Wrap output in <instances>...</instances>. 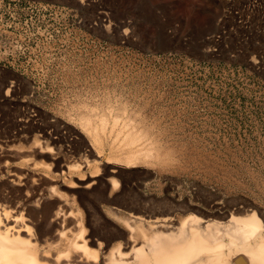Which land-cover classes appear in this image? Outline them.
<instances>
[{
	"label": "rangeland",
	"instance_id": "374dc122",
	"mask_svg": "<svg viewBox=\"0 0 264 264\" xmlns=\"http://www.w3.org/2000/svg\"><path fill=\"white\" fill-rule=\"evenodd\" d=\"M82 1L0 0V143L22 148V157L3 156L4 193L22 194L9 183L14 170L41 174V188L58 189L47 208L66 210L68 227L86 231L99 256L119 245L131 255L127 220L136 215L185 225L187 253L212 245L204 234L186 243L200 223L255 221L264 236V0H154L182 20L180 53L141 52L77 22ZM108 1L144 18L140 48L148 32L156 48H176L172 22L148 0ZM238 254L226 264H239Z\"/></svg>",
	"mask_w": 264,
	"mask_h": 264
},
{
	"label": "bare ground",
	"instance_id": "6f19581e",
	"mask_svg": "<svg viewBox=\"0 0 264 264\" xmlns=\"http://www.w3.org/2000/svg\"><path fill=\"white\" fill-rule=\"evenodd\" d=\"M15 145L0 143V264H153L150 259L161 258H175L172 264L208 261L226 264V254L234 251L240 253L237 255L239 264H248L247 262L264 264V236L262 230L255 225V221L248 223L236 220L228 226L216 223L214 229H207L200 221L195 220L201 226L198 225L199 229L191 231L189 234L191 238L186 243L201 242L200 235L204 234L205 238L210 235L212 245L207 246L204 252H198V247L194 246L187 253L186 247L181 248V244L188 237L185 225L179 228L163 227V222L167 218L153 219L152 223L149 222L151 219L147 222V219L139 215L133 220H127L134 239L131 255L129 256V253L119 245L112 247L108 256L103 254L99 256L100 250L90 247L88 242L91 238L87 236L86 231L73 233L68 227L71 215L66 214V210L53 211L47 208L46 202L57 196L58 189L53 187L54 185L41 188L39 185L41 174L39 177L35 176L37 172L32 169V173H29V170H14L10 173L9 183L17 190L20 188L22 194L13 199L4 193V179L1 175L9 161L4 160L3 156L9 154L16 158L22 157V148ZM131 156H129L131 161L138 157L134 153ZM91 176L96 177L97 174ZM85 178L78 177L79 180ZM95 182L96 179L87 183L85 187H90ZM117 183L118 181L114 180L113 184L117 186ZM67 187L74 188L75 185L67 184ZM114 188L116 189L115 186ZM41 219L45 221L44 227L39 225ZM159 224H162V227ZM203 231L205 233H202ZM224 235H229L232 239L230 246L226 244ZM138 240L142 245L137 246ZM102 244L103 242H99V248L103 250ZM190 254L191 257L188 259Z\"/></svg>",
	"mask_w": 264,
	"mask_h": 264
},
{
	"label": "built area",
	"instance_id": "2783aa9c",
	"mask_svg": "<svg viewBox=\"0 0 264 264\" xmlns=\"http://www.w3.org/2000/svg\"><path fill=\"white\" fill-rule=\"evenodd\" d=\"M154 8V13L158 15L159 20L165 23L172 22L171 25L167 26L166 34L171 40L172 45H175V49H158L156 48V40L154 33L148 32V39L146 47L147 49L140 48L138 46L141 41V36L137 33V24L143 21V17L137 10H133L130 14H121V10L117 9V6L108 0H83L82 8L83 12L77 14L75 20L79 23L87 24L94 28H101L107 31L109 34L118 35L120 42L123 44H136L139 47V51L145 53H180L186 52L184 46L181 43H176L175 38L181 40H187L186 35L182 32L183 27L181 25V19H171L169 14L163 13L157 10V5L154 0H148ZM175 2L176 0H171ZM133 5H130V8ZM146 31H149L146 28ZM181 35L178 36V34Z\"/></svg>",
	"mask_w": 264,
	"mask_h": 264
}]
</instances>
